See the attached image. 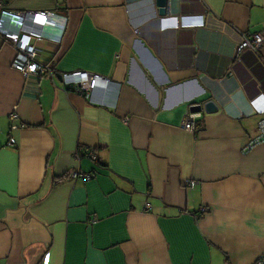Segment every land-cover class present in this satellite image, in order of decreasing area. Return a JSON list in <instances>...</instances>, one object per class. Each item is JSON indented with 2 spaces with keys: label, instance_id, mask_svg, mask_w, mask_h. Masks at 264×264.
Wrapping results in <instances>:
<instances>
[{
  "label": "crops",
  "instance_id": "1",
  "mask_svg": "<svg viewBox=\"0 0 264 264\" xmlns=\"http://www.w3.org/2000/svg\"><path fill=\"white\" fill-rule=\"evenodd\" d=\"M155 1L0 0V13L58 15L32 40L39 62L120 83L114 103L91 102L13 68L0 34V264H253L264 252V141L245 149L264 117V41L238 53L241 32L264 37V0H168L166 15ZM211 99L219 110L185 128Z\"/></svg>",
  "mask_w": 264,
  "mask_h": 264
},
{
  "label": "built area",
  "instance_id": "2",
  "mask_svg": "<svg viewBox=\"0 0 264 264\" xmlns=\"http://www.w3.org/2000/svg\"><path fill=\"white\" fill-rule=\"evenodd\" d=\"M58 15L51 11L39 10V11H15L8 7H2L0 13V34L8 41L15 49V56L12 62V67L25 75L35 73L40 76L50 73L52 76H57L55 67L49 64L39 62L37 60V48L32 43L34 38L42 39L43 33L40 31V27L45 25H54L57 23ZM31 20V24H27V20ZM241 39L238 44V53H242L246 50H251L255 53H259L264 37L261 33L257 32L252 35L241 32ZM63 88H70L80 93L85 94L91 102L99 103L102 105L114 103L108 95L110 89H114V95L116 86L111 85L109 80L105 76L84 70H75L62 73V79L60 80ZM119 88V87H117ZM99 95H101L99 97ZM199 112H191L185 120L184 127L190 130L197 129L198 120L201 117ZM16 118V114H12V119ZM25 125L22 124V127ZM19 127L14 125L13 128ZM259 134L253 139L246 150L251 149L254 145L264 141V117L259 120L258 123ZM16 140L11 137L10 143L15 144ZM79 157V156H78ZM68 177L78 178L79 176H85L89 178L90 175L81 173L75 169H71L67 173ZM196 181H188L189 186L195 185ZM150 207V204L147 205ZM206 210V208H203ZM50 254L44 257L41 264H49ZM253 264H264V252Z\"/></svg>",
  "mask_w": 264,
  "mask_h": 264
},
{
  "label": "water",
  "instance_id": "3",
  "mask_svg": "<svg viewBox=\"0 0 264 264\" xmlns=\"http://www.w3.org/2000/svg\"><path fill=\"white\" fill-rule=\"evenodd\" d=\"M155 6L161 15H166L169 12L168 0H156ZM57 77L61 80L62 79V73H57ZM105 78H107L109 80V83L111 85H115L116 87H120L119 82H117L111 78H108V77H105ZM192 110L195 112H201V111L205 110L206 113H214V112H217L219 110V105H218L216 100L211 99V100L206 101L204 104L194 105L192 107Z\"/></svg>",
  "mask_w": 264,
  "mask_h": 264
},
{
  "label": "trees",
  "instance_id": "4",
  "mask_svg": "<svg viewBox=\"0 0 264 264\" xmlns=\"http://www.w3.org/2000/svg\"><path fill=\"white\" fill-rule=\"evenodd\" d=\"M201 120L199 119L198 120V123H197V126H199V127H201V122H200ZM61 180H63V179H61Z\"/></svg>",
  "mask_w": 264,
  "mask_h": 264
}]
</instances>
